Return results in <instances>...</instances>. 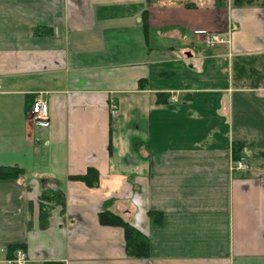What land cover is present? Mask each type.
<instances>
[{"label": "crops", "instance_id": "obj_1", "mask_svg": "<svg viewBox=\"0 0 264 264\" xmlns=\"http://www.w3.org/2000/svg\"><path fill=\"white\" fill-rule=\"evenodd\" d=\"M234 142L251 144L244 170ZM262 151L264 6L0 0V167L23 172L0 179V264L11 245L29 264H145L105 209L147 236L151 264H264ZM88 168L97 187L70 179ZM48 191L64 205L41 216Z\"/></svg>", "mask_w": 264, "mask_h": 264}, {"label": "trees", "instance_id": "obj_2", "mask_svg": "<svg viewBox=\"0 0 264 264\" xmlns=\"http://www.w3.org/2000/svg\"><path fill=\"white\" fill-rule=\"evenodd\" d=\"M233 4L237 7L251 6L254 4L264 6V0L259 3H254V0H233ZM143 25L146 27V18L142 17ZM38 29L35 30L37 32ZM133 146L136 144V140L132 141ZM251 144L244 142H234L231 146V155L233 162L238 161L245 157V152L249 149ZM256 156L264 157V152H257ZM23 174L22 170L17 167H0V179H13L16 180ZM71 180L82 182L85 186L94 188L99 184V174L93 168H88L82 175L70 177ZM41 210L40 214L43 216L46 213L47 206L51 204L64 205V197L58 191H48L41 195ZM155 220L159 222L158 214H154ZM98 222L104 226H114L122 229L124 239V252L129 258H136L145 260V264H151L149 262V240L146 235L137 230L128 220L113 213L109 210H103L97 215ZM17 248L16 245H11L7 250L11 253ZM40 264H63L62 262H43Z\"/></svg>", "mask_w": 264, "mask_h": 264}, {"label": "built area", "instance_id": "obj_3", "mask_svg": "<svg viewBox=\"0 0 264 264\" xmlns=\"http://www.w3.org/2000/svg\"><path fill=\"white\" fill-rule=\"evenodd\" d=\"M199 34L204 36L205 43L209 47L227 42L226 36L221 33H205L204 31H199ZM47 111L48 107L46 103L41 98L35 99L30 108L32 123L39 127L48 126ZM246 168L247 166L243 159L235 161L231 165V169L233 171H240ZM8 264H29V260L26 253L22 249H16L14 251V257L8 262Z\"/></svg>", "mask_w": 264, "mask_h": 264}, {"label": "rangeland", "instance_id": "obj_4", "mask_svg": "<svg viewBox=\"0 0 264 264\" xmlns=\"http://www.w3.org/2000/svg\"><path fill=\"white\" fill-rule=\"evenodd\" d=\"M261 0H254V3H259Z\"/></svg>", "mask_w": 264, "mask_h": 264}]
</instances>
